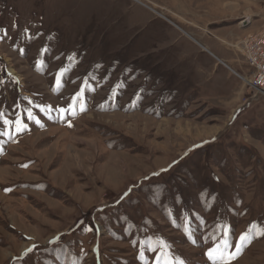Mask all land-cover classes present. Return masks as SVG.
<instances>
[{"label": "rangeland", "instance_id": "obj_1", "mask_svg": "<svg viewBox=\"0 0 264 264\" xmlns=\"http://www.w3.org/2000/svg\"><path fill=\"white\" fill-rule=\"evenodd\" d=\"M261 35L264 0H0V264H264Z\"/></svg>", "mask_w": 264, "mask_h": 264}, {"label": "built area", "instance_id": "obj_2", "mask_svg": "<svg viewBox=\"0 0 264 264\" xmlns=\"http://www.w3.org/2000/svg\"><path fill=\"white\" fill-rule=\"evenodd\" d=\"M240 52L252 70L251 80H244L243 82L252 83L253 86H256L254 89L259 88V90L256 89L255 91H263L262 93H264V35L251 41L249 47H240Z\"/></svg>", "mask_w": 264, "mask_h": 264}, {"label": "snow or ice", "instance_id": "obj_3", "mask_svg": "<svg viewBox=\"0 0 264 264\" xmlns=\"http://www.w3.org/2000/svg\"><path fill=\"white\" fill-rule=\"evenodd\" d=\"M58 84H59V80H58ZM80 100H83V94H80ZM75 103V101H74ZM69 110H71L73 112V114H75V110L74 108H70ZM81 111H83V107L81 106L80 108ZM66 110L65 109H61L60 112L63 114ZM27 118L30 120H33L35 123H39V120L35 119V117L33 116V114L31 113V110L29 109L27 112ZM0 120H3V123L5 125H15L16 127V131L17 132H21L27 129L28 125L23 123V117H17L15 121H10L8 119L4 118V114L0 113ZM6 134V133H5ZM264 234V233H262ZM247 240V236L246 235H242L240 237V241H241V245L240 247H237L236 252L237 254H239V252L242 250V246L243 243ZM231 245L226 241L222 246L221 249L219 250V256H220V261L219 264H228V261L230 259H233L234 256L231 254V252L229 251ZM227 257V259H226ZM209 258L212 259L213 258V253L209 252ZM213 264H216V261H213Z\"/></svg>", "mask_w": 264, "mask_h": 264}, {"label": "crops", "instance_id": "obj_4", "mask_svg": "<svg viewBox=\"0 0 264 264\" xmlns=\"http://www.w3.org/2000/svg\"><path fill=\"white\" fill-rule=\"evenodd\" d=\"M185 34V33H184ZM186 35V34H185ZM187 36V35H186ZM196 45H198L201 49H202V51L205 53V54H207V57L209 58V60L210 61H212L213 62V67H214V72H218V70L220 69V67H219V65H217V64H215V62L213 61V58H219V57H217L214 53H212L209 49H207L205 46H202L200 43H198V42H194ZM200 54H202V53H200ZM221 59V58H220ZM222 62V65H224V66H226L225 65V63H228L230 66H232V68H234L233 67V63H234V59L233 60H224V59H221V60H219V62ZM221 62H220V64H221ZM221 66V65H220ZM219 67V68H218ZM227 71V70H226ZM222 85H223V82L221 81V80H217L213 85H211L210 87H206V86H203V85H201L200 87L204 90V91H214V88H216L218 91H220V88L222 87ZM235 91H238V89L237 90H235Z\"/></svg>", "mask_w": 264, "mask_h": 264}, {"label": "bare ground", "instance_id": "obj_5", "mask_svg": "<svg viewBox=\"0 0 264 264\" xmlns=\"http://www.w3.org/2000/svg\"><path fill=\"white\" fill-rule=\"evenodd\" d=\"M11 72H13V73H14V71H13L12 69H11ZM246 83H247V82H246ZM249 85H251L253 88H254V87H256V86H253V84H252V83H249ZM256 89H257V90H259V88H258V87H257ZM258 92L262 93L263 91H258Z\"/></svg>", "mask_w": 264, "mask_h": 264}]
</instances>
